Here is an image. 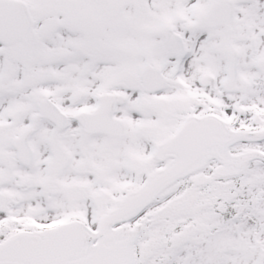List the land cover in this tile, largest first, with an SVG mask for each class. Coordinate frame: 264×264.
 I'll return each instance as SVG.
<instances>
[{"label": "snow or ice", "instance_id": "snow-or-ice-1", "mask_svg": "<svg viewBox=\"0 0 264 264\" xmlns=\"http://www.w3.org/2000/svg\"><path fill=\"white\" fill-rule=\"evenodd\" d=\"M0 264H264V0H0Z\"/></svg>", "mask_w": 264, "mask_h": 264}]
</instances>
